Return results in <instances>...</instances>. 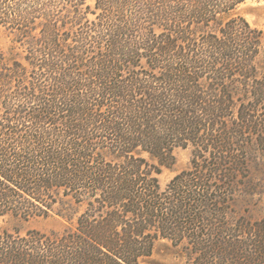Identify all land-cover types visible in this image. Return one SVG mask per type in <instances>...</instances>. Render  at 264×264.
<instances>
[{
  "label": "trees",
  "instance_id": "16d2710c",
  "mask_svg": "<svg viewBox=\"0 0 264 264\" xmlns=\"http://www.w3.org/2000/svg\"><path fill=\"white\" fill-rule=\"evenodd\" d=\"M244 1L0 0L26 51L0 49V264H140L160 239L185 264H264V219L235 208L264 152ZM176 148L190 166L162 186ZM52 213L63 230L13 222Z\"/></svg>",
  "mask_w": 264,
  "mask_h": 264
},
{
  "label": "rangeland",
  "instance_id": "374dc122",
  "mask_svg": "<svg viewBox=\"0 0 264 264\" xmlns=\"http://www.w3.org/2000/svg\"><path fill=\"white\" fill-rule=\"evenodd\" d=\"M92 5V2H88ZM230 15L244 17L252 26L263 31L264 41V0H245L238 4ZM91 17V14H89ZM14 34L9 29L0 27V49L7 57L25 62V47L13 40ZM174 162L170 166H163L158 174L162 186L178 172L187 169L191 161L190 148H176L173 151ZM249 177L247 184L241 188L235 197V208L251 219H264V152L252 149L249 152ZM7 220L0 219V225H8ZM21 229L36 228L42 231H61L66 221L58 214L52 213L47 217H35L28 221H13ZM186 253L180 246H176L166 239L158 240L152 253L144 257L140 264H185Z\"/></svg>",
  "mask_w": 264,
  "mask_h": 264
}]
</instances>
